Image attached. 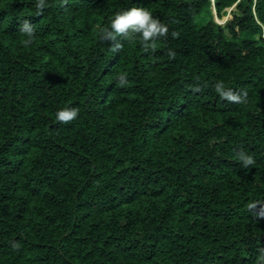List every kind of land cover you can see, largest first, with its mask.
Masks as SVG:
<instances>
[{
	"label": "trees",
	"instance_id": "trees-1",
	"mask_svg": "<svg viewBox=\"0 0 264 264\" xmlns=\"http://www.w3.org/2000/svg\"><path fill=\"white\" fill-rule=\"evenodd\" d=\"M46 2L0 0V264H264V0ZM132 7L169 27L154 54L99 39Z\"/></svg>",
	"mask_w": 264,
	"mask_h": 264
},
{
	"label": "clouds",
	"instance_id": "clouds-1",
	"mask_svg": "<svg viewBox=\"0 0 264 264\" xmlns=\"http://www.w3.org/2000/svg\"><path fill=\"white\" fill-rule=\"evenodd\" d=\"M64 4L67 0H62ZM46 0H36L35 7L37 15H42L44 10L48 7ZM19 32L27 37L24 40V45L28 46L33 43L35 39V26L25 19L20 23ZM169 35V27L155 18L153 14L144 7H132L131 9L119 12L111 21L110 28L102 27L99 30V39L104 43L111 42L110 50L113 52H120L123 48L122 40H135L139 37L142 45V50L145 53L154 54L157 49V41L167 39ZM173 38L178 37L179 33L173 31L171 33ZM167 55L171 59H175L176 53L169 49ZM117 83L123 87L128 83L127 76L120 74L117 77ZM215 92L222 100L233 104H244L248 100L247 90L241 89L239 91L231 88H225L223 82H217L214 85ZM193 92H200V87L192 89ZM78 108H64L56 113V120L68 124L78 117ZM238 159L242 166L247 169L255 163L254 158L244 151H240ZM248 209L253 213L256 219H264V205H259L256 202L249 203ZM12 247L19 250V245L13 243ZM261 260L264 261V249L261 250Z\"/></svg>",
	"mask_w": 264,
	"mask_h": 264
},
{
	"label": "rangeland",
	"instance_id": "rangeland-1",
	"mask_svg": "<svg viewBox=\"0 0 264 264\" xmlns=\"http://www.w3.org/2000/svg\"><path fill=\"white\" fill-rule=\"evenodd\" d=\"M232 11V8L224 10V14L222 15V18H218V16L215 14L214 10H212V17L214 22L217 24H224L229 18H230V12ZM206 18L199 19V22H204Z\"/></svg>",
	"mask_w": 264,
	"mask_h": 264
}]
</instances>
